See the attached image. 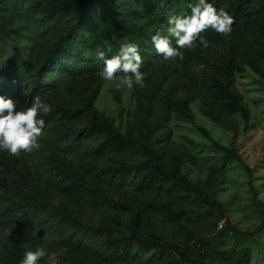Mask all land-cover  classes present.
Returning a JSON list of instances; mask_svg holds the SVG:
<instances>
[{"label": "rangeland", "instance_id": "obj_1", "mask_svg": "<svg viewBox=\"0 0 264 264\" xmlns=\"http://www.w3.org/2000/svg\"><path fill=\"white\" fill-rule=\"evenodd\" d=\"M69 1L0 6V96L16 102V111L34 97L52 108L38 115L45 127L37 149L19 156L0 149V210L16 204L29 218L0 217V264L14 249L25 257L37 247L46 251L37 264H264V7L234 18L243 0H207L234 18L231 33L209 28L201 33L208 48L198 39L179 49L182 60H165L151 37L169 35L167 19L190 14L197 0H113L112 10L87 19L77 50L44 64L70 23L49 8ZM107 10L114 25L134 34L124 43L140 48L143 87L121 85L122 74L104 80L103 61L84 53L95 37L102 47H119L102 28ZM215 81L225 96L214 94ZM232 101L247 117L229 110ZM92 116L153 151L164 170L196 190L140 188L147 155L103 152L104 135L88 129ZM122 164L134 167L123 186L101 174ZM115 241H128L118 259L108 253Z\"/></svg>", "mask_w": 264, "mask_h": 264}, {"label": "clouds", "instance_id": "obj_2", "mask_svg": "<svg viewBox=\"0 0 264 264\" xmlns=\"http://www.w3.org/2000/svg\"><path fill=\"white\" fill-rule=\"evenodd\" d=\"M234 18L224 9L219 11L207 0H197L190 5V14L172 15L167 21L169 35L157 32L151 37L156 53L165 60L175 58L183 59L179 49H191L199 39L204 48L210 42L201 36V33L211 28L225 36L232 31ZM169 36L174 37L177 47L172 46ZM111 52V48L108 49ZM96 59L103 61L104 67L100 73L106 81L117 79L120 84L132 89L134 85L143 87L145 74L141 72L143 57L140 48L134 43H124L118 53L106 59L107 53L100 48L96 49ZM52 111L49 104L42 102L39 97H34L30 107L16 111V102L0 96V149L7 151L12 156L30 153L39 147L37 139L45 127L43 119H38L40 113L47 114ZM46 255L43 247L25 253L21 264H37Z\"/></svg>", "mask_w": 264, "mask_h": 264}, {"label": "trees", "instance_id": "obj_3", "mask_svg": "<svg viewBox=\"0 0 264 264\" xmlns=\"http://www.w3.org/2000/svg\"><path fill=\"white\" fill-rule=\"evenodd\" d=\"M4 0H0V6L3 4ZM22 6L25 4L24 1L21 2ZM264 7V0H243L236 8L234 18L240 17L245 9L249 7ZM101 8V9H98ZM112 10L113 8V0H72L66 3H63L59 6H53L49 8V13L51 15H57L58 17L65 18L66 22H70L67 26V33L64 36H61L57 39V41L52 45L50 51L46 55L44 64H54L61 54H63L66 50H77L78 49V39L83 36V30L87 19L94 12L96 13L98 10ZM103 13L102 15V28L106 33L107 38H114L115 44L119 46L118 48H114L111 52H108L106 47H102L98 43V37L96 38V43L92 46L87 43L86 50L84 53L88 55L96 56V49L100 48L104 50L107 55V58H111L112 55L118 53L122 44L127 41L128 38H133L134 34L131 33L128 29L122 26L114 25V22L108 13ZM36 81L43 82L42 79L37 78ZM213 92L216 96L223 97L227 94V89L218 81H215L213 84ZM92 97L90 98L89 103L92 101ZM229 110L234 113H241L244 117H247L245 110L242 106H240L236 101H232L229 105ZM88 129L90 132L100 133L104 135V143L99 147L103 150V152H112V153H125L131 149H138L145 153L148 159L145 161L144 168V177L139 180L138 186L140 188L152 189V188H161L164 185L171 183L173 186H177L179 188L185 190H196L193 185L187 181L185 178L180 177L176 170L167 171L164 170L159 165V158L155 155V153L151 150L145 149L144 147H140L137 143L122 139L118 134H116L112 127L106 121H98L95 116H92L90 124L88 125ZM216 150L222 151L227 154H231V156L237 161L241 162L238 155L230 153V151L226 148L220 147L218 145H213ZM134 170L133 166H126L122 164L118 170L111 171H103L101 174L105 175L109 180L116 181L117 184L123 186L127 183L128 178L132 174ZM246 172L248 169L245 168ZM208 205H215L214 202L206 201ZM217 206V205H215ZM20 206L16 204H10L9 206L0 210V217L3 219H9L11 222L18 223H27L29 218L24 214H20L19 212ZM128 241H115L109 245L108 253L111 258H121L123 253L126 252ZM142 244L146 245L145 241H142ZM246 254L243 253L240 255L239 261L244 260V256ZM24 259L23 251L18 248L14 249L3 261L6 264H21V261ZM190 264H195V262L191 261ZM239 264V263H238ZM241 264V263H240Z\"/></svg>", "mask_w": 264, "mask_h": 264}]
</instances>
